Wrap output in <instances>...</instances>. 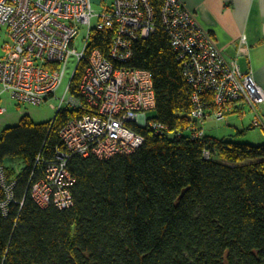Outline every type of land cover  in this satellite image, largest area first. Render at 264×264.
Masks as SVG:
<instances>
[{
	"label": "trees",
	"instance_id": "1",
	"mask_svg": "<svg viewBox=\"0 0 264 264\" xmlns=\"http://www.w3.org/2000/svg\"><path fill=\"white\" fill-rule=\"evenodd\" d=\"M151 1L157 27L134 43L126 65L150 71V121L161 132L131 123L144 137L131 154H71L74 203L60 209L40 207L29 188L65 150L64 123L84 112L64 108L42 122L23 114L0 130V165L16 182L0 207V264H264V142L190 138L191 87L160 23L161 1ZM92 34L90 48L108 55L113 34ZM85 62L70 84L78 99ZM13 157L23 159L20 170Z\"/></svg>",
	"mask_w": 264,
	"mask_h": 264
},
{
	"label": "built area",
	"instance_id": "2",
	"mask_svg": "<svg viewBox=\"0 0 264 264\" xmlns=\"http://www.w3.org/2000/svg\"><path fill=\"white\" fill-rule=\"evenodd\" d=\"M104 1L96 11L91 0H0V30L6 29L9 37L0 57V101L7 94L17 103L41 105L63 83L71 59L76 61L56 111L69 108L84 113L64 123L59 135L65 150H56L55 160L31 182V197L42 208L73 205L71 188L76 179L67 167L71 154L98 159L131 154L144 139L131 123L149 125L157 132L163 128L160 122L146 118L156 104L150 71L126 65L134 43L148 38L157 27L152 1ZM160 1V23L191 87V121L186 127L190 138L198 140L206 134L203 125L208 117L227 122L236 110L251 113V124L264 125L260 111L264 88L254 72L242 70L237 61L239 55H249L245 35L238 38L236 56L226 58L217 40L199 26L182 0ZM82 29L83 36L77 41ZM94 31L113 34L108 55L90 48ZM84 60L78 99L72 96L70 84ZM5 110L0 104V115ZM0 182L6 195L0 207L6 211L16 182H8L2 165Z\"/></svg>",
	"mask_w": 264,
	"mask_h": 264
},
{
	"label": "crops",
	"instance_id": "3",
	"mask_svg": "<svg viewBox=\"0 0 264 264\" xmlns=\"http://www.w3.org/2000/svg\"><path fill=\"white\" fill-rule=\"evenodd\" d=\"M94 5L102 6L104 0H91ZM108 3L112 0H106ZM194 13L199 26L208 30L226 58L236 56L240 35H245L249 55H239L237 61L242 70L251 69L255 80L264 88V0H182ZM6 40V38H5ZM6 42V41H5ZM3 50L0 49V57ZM4 95L0 104L4 105ZM0 115V130L6 128L10 120L9 107ZM264 112V105L260 109ZM225 128L217 126L220 136L206 132L217 138L225 137L236 142L260 144L264 142V125L251 124L253 116L249 112L236 110L227 116ZM220 122V121H219ZM216 128V127H215ZM221 129V130H220Z\"/></svg>",
	"mask_w": 264,
	"mask_h": 264
},
{
	"label": "rangeland",
	"instance_id": "4",
	"mask_svg": "<svg viewBox=\"0 0 264 264\" xmlns=\"http://www.w3.org/2000/svg\"><path fill=\"white\" fill-rule=\"evenodd\" d=\"M94 9L96 11H98L101 6L98 5H94ZM96 21V18H93L92 23H94ZM82 29L80 31V34L77 38V41L83 36ZM5 38L6 40L9 39L8 37V33L6 31V29H2L0 30V49L2 50V45L5 43ZM77 48L80 49L81 46L77 45ZM76 61L73 57V59H71V61L69 62V65L67 67V73L65 74L64 78H63V83L55 90V95H52V97L48 98V100L44 101L41 103V105H36L33 103H22V102H15L14 100L10 99L9 96L7 94H4L3 98H7V100L4 99V105H7V107H9V110L7 111V114L10 113V120L8 122H6L7 127L11 126V125H16L19 123L20 118L23 114H28L30 115V117L35 121V122H42V121H47V120H51L53 119L54 115L56 114V107L59 105V99L63 96L64 94V89L67 86V84L69 83V78L70 75L73 71V67L75 65ZM69 97V95L67 96ZM52 105H55V107H52ZM153 116H155V111L154 110H149L146 112V118L147 120H151L153 118ZM220 121V122H219ZM215 120L213 118L208 117V119L205 121L204 125H203V129H205L206 132H210V133H216V131L218 130L217 126H219V124H221V126L223 128H225V120ZM217 125V126H216ZM216 127V128H215ZM221 130V129H220ZM218 132V131H217ZM222 133H216V135H221ZM23 160V159H22ZM21 159L18 158H12V164L13 166L17 169L20 170L22 168V166H24V163Z\"/></svg>",
	"mask_w": 264,
	"mask_h": 264
}]
</instances>
